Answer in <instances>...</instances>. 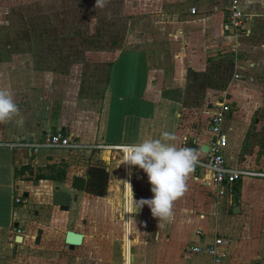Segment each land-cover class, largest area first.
<instances>
[{
	"label": "crops",
	"instance_id": "0c3cea01",
	"mask_svg": "<svg viewBox=\"0 0 264 264\" xmlns=\"http://www.w3.org/2000/svg\"><path fill=\"white\" fill-rule=\"evenodd\" d=\"M136 1L160 43L154 53L121 54L100 94L82 97L77 66L61 74L31 64L18 81L0 65V81L11 83L0 88L10 89L20 109L0 123V264H216L203 251H185L215 238L227 243L217 264H264V179L243 178L218 196L212 174L194 170L173 221L160 227L147 206L128 213L125 183L134 201L152 193L141 169L121 164L122 151L111 149L116 168L94 166L85 176L70 171L57 182L39 174L56 156L73 162L56 153L63 149L8 146L41 142L48 133L80 146H121L170 131L178 146L187 143L202 158L212 138L209 115L225 102L231 107L222 127L226 165L264 171V0H240L248 32L235 35L223 30L228 0H124L126 10ZM75 176H90L83 191L71 187ZM68 231L83 235L79 246L66 244Z\"/></svg>",
	"mask_w": 264,
	"mask_h": 264
},
{
	"label": "rangeland",
	"instance_id": "374dc122",
	"mask_svg": "<svg viewBox=\"0 0 264 264\" xmlns=\"http://www.w3.org/2000/svg\"><path fill=\"white\" fill-rule=\"evenodd\" d=\"M95 5L96 0H0V65L4 71H11L21 81L31 64V69L42 66L61 74L77 66L82 71V97L90 98L102 92L106 72L121 54H145L144 49L156 52L160 40L156 41L158 38L150 30L152 23L145 27L142 22L137 1L132 3L135 9L128 5L131 10H126L124 0H107L103 7ZM38 56L47 63L39 64ZM11 74L6 77L13 78ZM2 83L11 85L9 81L1 80ZM106 147L113 146L79 145L75 150L55 151L70 156L73 162L68 164L56 156L52 168L39 175L61 182L70 171L85 176L94 166L108 168L112 163L116 168L118 159L113 160L112 150Z\"/></svg>",
	"mask_w": 264,
	"mask_h": 264
},
{
	"label": "clouds",
	"instance_id": "9594fccd",
	"mask_svg": "<svg viewBox=\"0 0 264 264\" xmlns=\"http://www.w3.org/2000/svg\"><path fill=\"white\" fill-rule=\"evenodd\" d=\"M107 0H96L103 7ZM20 109L10 89L0 88V123L9 122L18 116ZM174 132L163 131L158 137L142 136L138 142L121 145V164L135 166L147 176L151 186V199L134 201L130 184L127 185L128 213L138 212L147 206L151 215L163 227L174 219V204L188 190V179L199 163L198 151L180 147Z\"/></svg>",
	"mask_w": 264,
	"mask_h": 264
},
{
	"label": "built area",
	"instance_id": "2783aa9c",
	"mask_svg": "<svg viewBox=\"0 0 264 264\" xmlns=\"http://www.w3.org/2000/svg\"><path fill=\"white\" fill-rule=\"evenodd\" d=\"M191 13L194 14V11L191 10ZM248 20L249 16L240 8V0H228L227 18L223 24V30L233 35L247 33L248 29L245 24ZM230 110V105L225 102L218 103L212 109L208 120V127L212 138L207 147V151L203 153L204 157L199 158V163L194 169H202L212 174L216 194L218 196H225L231 193L236 184L243 178L264 179V171L236 170L229 168L225 163L222 151L226 147L227 141L222 127ZM8 146L12 149H27L33 153H37L40 149L75 150L79 148V145L69 137L58 133L46 134L41 142L18 140L9 143ZM183 147H188L187 143H184ZM106 148L121 151V147L113 146ZM15 203H22V200L17 198L15 199ZM16 232L20 233L19 230H16ZM226 244V241L222 238H215L213 243L206 245L204 248L191 245L187 246L185 251L188 254L200 253L203 251L217 264L221 261L223 256L221 247L226 246Z\"/></svg>",
	"mask_w": 264,
	"mask_h": 264
},
{
	"label": "water",
	"instance_id": "95a60500",
	"mask_svg": "<svg viewBox=\"0 0 264 264\" xmlns=\"http://www.w3.org/2000/svg\"><path fill=\"white\" fill-rule=\"evenodd\" d=\"M89 178L90 176H87L86 178L75 176L72 179L71 187L77 191H83L85 188V182ZM82 238V234L68 231L65 235V242L69 245L70 248H73L74 246H79L82 243ZM17 241H20V239L18 238Z\"/></svg>",
	"mask_w": 264,
	"mask_h": 264
},
{
	"label": "trees",
	"instance_id": "16d2710c",
	"mask_svg": "<svg viewBox=\"0 0 264 264\" xmlns=\"http://www.w3.org/2000/svg\"><path fill=\"white\" fill-rule=\"evenodd\" d=\"M43 58L41 56H38L37 62L39 64H45V63H47L46 60H44ZM40 69L47 70L46 68H43L42 66L40 67ZM101 173L104 175V178H105V181H106V175L103 173V171H101ZM102 174H101V176L103 177ZM92 177L94 179V169H92ZM93 184H94V182H93Z\"/></svg>",
	"mask_w": 264,
	"mask_h": 264
},
{
	"label": "bare ground",
	"instance_id": "6f19581e",
	"mask_svg": "<svg viewBox=\"0 0 264 264\" xmlns=\"http://www.w3.org/2000/svg\"><path fill=\"white\" fill-rule=\"evenodd\" d=\"M121 172V171H120Z\"/></svg>",
	"mask_w": 264,
	"mask_h": 264
}]
</instances>
